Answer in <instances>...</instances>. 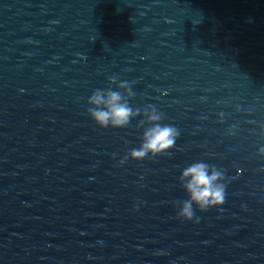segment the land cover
I'll list each match as a JSON object with an SVG mask.
<instances>
[{"label": "clouds", "instance_id": "1", "mask_svg": "<svg viewBox=\"0 0 264 264\" xmlns=\"http://www.w3.org/2000/svg\"><path fill=\"white\" fill-rule=\"evenodd\" d=\"M116 77L110 80L115 81ZM121 86H127L130 95L134 93L127 81L121 82ZM88 103L94 105L87 109L90 118L101 128H125L129 125L133 116L140 114V109L129 106L120 91L97 89L88 99ZM103 106V107H101ZM148 120L153 126L143 133V143L139 148L131 150L127 159L141 161L145 158H155L166 153L175 146L180 135L179 130L171 125H162L160 121L163 114L155 106L149 105L145 108ZM151 153V156L149 154ZM212 168L211 174L209 169ZM223 173L216 170L205 162L192 163L182 170L181 178L186 180L183 188L188 193V199L182 203V208L177 213L178 218L183 221L194 219L193 205L200 211H207L212 207H219L225 201L226 184L216 183L223 178ZM198 222V218L196 220Z\"/></svg>", "mask_w": 264, "mask_h": 264}]
</instances>
